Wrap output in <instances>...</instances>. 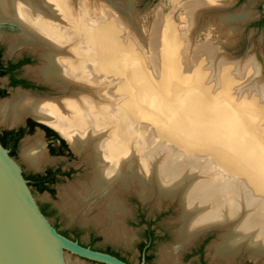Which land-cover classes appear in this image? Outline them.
Returning a JSON list of instances; mask_svg holds the SVG:
<instances>
[{
    "label": "bare ground",
    "instance_id": "1",
    "mask_svg": "<svg viewBox=\"0 0 264 264\" xmlns=\"http://www.w3.org/2000/svg\"><path fill=\"white\" fill-rule=\"evenodd\" d=\"M230 2L172 0L191 44L184 56L187 46L171 14L159 11L145 37L132 0H0V17L20 26L13 42L45 48L42 76L72 91L62 103L29 104L91 163L81 193L60 192L61 207L73 214L98 207L103 232L127 237L118 223L127 213L128 184L158 205L178 195L180 248L215 228L222 233L211 245L213 264L241 256L264 264V143H257L264 140V75L254 60L229 61L208 41L191 38L201 11L210 21L242 28L250 12L222 13ZM231 87L241 96L229 98ZM167 261L176 264L174 256Z\"/></svg>",
    "mask_w": 264,
    "mask_h": 264
},
{
    "label": "rangeland",
    "instance_id": "2",
    "mask_svg": "<svg viewBox=\"0 0 264 264\" xmlns=\"http://www.w3.org/2000/svg\"><path fill=\"white\" fill-rule=\"evenodd\" d=\"M132 1L134 5V18L136 22H140L142 24L143 31H145V37L148 36L151 24L153 23L155 16L159 11H161L163 15L171 14L172 22H174V25L176 23V26L174 27L176 31L178 30L177 33L179 32V35L184 32V29H186V22H183L184 20L181 18L182 10L179 7L174 8L172 5V0ZM242 8L244 10H241ZM235 11H249L250 15L252 16L251 18L255 16V19H253L246 25H243L245 23L242 22V28L241 26L238 28L237 25V28L233 29V27H230L231 25L225 26L220 21H210L208 15L203 14V12L201 11V14L197 20L198 23L196 25V28L194 31H192L191 38L193 39L194 44L208 41L209 43H211V45L216 47L221 55H225V57L229 61L237 60L242 64H247L249 61L254 60V62L262 72L258 73V76L263 77L264 53L262 52L261 44H264V0H236L231 6L227 7L226 10H221L222 13H233ZM177 26L179 28H177ZM180 31L183 32L181 33ZM183 34L182 36H180L181 40L183 39L184 41V43H182L187 46V50H185L183 46L181 52L184 56H186L190 55L192 51L190 50L191 44H188L186 42V37L183 38ZM189 50L191 51V53ZM189 63L192 64V62ZM209 80L213 81L214 83L217 81L214 77L210 78ZM206 83L210 84L207 81ZM234 89L235 87H231L228 91L229 94L227 96L229 98H231V95L235 96V94H238V92H236L237 89ZM43 92L50 95V97L61 99L70 95V92L68 93L67 91L62 92L61 94H57L59 93L57 89L47 87L43 89ZM246 94L247 92L244 91L242 93V96H246ZM237 96L240 97L241 95ZM212 97H214V94ZM198 111L200 112V110ZM263 141L264 140L258 139L257 143L262 146L264 143ZM82 160L83 157L82 159L79 156L78 158L71 157L70 162L77 164L75 166L76 169L75 171H73V174L69 178L62 180L60 184H58V186L56 187L57 196L60 194V192L64 195V190L65 188H68V186L87 179V173L85 171L86 166ZM139 170V173L144 177L145 172L140 168ZM137 190L141 191V193H146V191L142 188H137ZM34 195L36 200L45 204V201L47 200L46 193H35ZM49 202L51 203V208H53L54 211L52 212L50 209H48V216L50 221L55 224L58 229L69 233L71 237L77 238L85 245L91 244L95 248L111 250L113 253L118 254L121 258L130 262L131 264H142V248L147 241L146 231L147 227L149 226V233L152 231L154 234V238L152 245L145 249V264H164V262L162 261L164 253H169L170 255L174 254L179 258L182 264H199L200 254L198 253L197 249L200 245H203L202 254L205 264H213L211 262V259L207 256L206 248L211 242L216 241L219 235L222 233V231L219 229L217 231H205V233L200 234V236L197 238V245L193 247L192 251H179L175 243L176 238L174 239L173 235V231L175 229L177 231L181 227L179 221H177L180 215L178 212V205L175 201H164L160 202L158 205L155 203V201L142 203L137 199L135 195L126 196L124 203L125 207L129 209V212L128 214H126L124 219L122 218L119 226L123 225V228L128 230L129 235L127 237H117L114 235L108 236L106 235V233H103L102 227L100 225H97V223H95V221L92 219L98 211L97 207L89 210L86 214H81L80 212L73 214L70 208L68 211V209H65L59 205L61 202L60 197H54ZM85 204L86 206H89L91 204V201L89 200L84 203V205ZM177 224H179L178 227ZM67 256L72 261L79 260L80 263L83 264H94L82 261L68 253ZM232 264L263 263H257L252 261L247 256H241Z\"/></svg>",
    "mask_w": 264,
    "mask_h": 264
},
{
    "label": "flooded vegetation",
    "instance_id": "3",
    "mask_svg": "<svg viewBox=\"0 0 264 264\" xmlns=\"http://www.w3.org/2000/svg\"><path fill=\"white\" fill-rule=\"evenodd\" d=\"M230 1V4L228 6H223L222 10H226V8L231 6L236 0ZM241 10L244 9L242 8ZM251 17L252 16L250 15V18ZM20 31V26L17 22L0 17V143L5 149L8 150L11 157H13L20 165L23 177L25 178L33 196L35 197V193L47 194V200L45 201V204L41 203L38 200H36V202L40 210L49 219L48 209H50L52 212L54 211V209L51 208L52 205L49 201L54 197H60V199L62 200L60 194V196L56 195V187L62 180L69 178L73 174V171H75L76 169L75 166L77 164L70 162L71 157L78 158L79 156L82 159L83 153L78 154L75 151L76 148L72 146L71 142L60 132V130L56 126L49 123V121L44 120L42 116H38L39 112L37 113L34 109H31L32 107L30 108L29 104L38 102H55L57 104L62 103V100L64 98H54L50 97V95L48 94H45L43 92V89H45L46 87L57 89L59 92L57 94H61V91H68V93L70 92L71 94L72 91L71 89L66 90L62 84H57L52 81L50 82L49 78H46V76L44 75L42 76L41 71L46 63V58L44 55L47 50L35 44H27L23 42L22 44L17 42L14 43L13 39L18 36ZM9 101L13 103H9ZM2 104H5V106L10 104L11 106H14L12 107L13 109H11V111L9 110L11 106H6L4 110L5 112H3L1 108ZM6 108L8 109V111H6ZM84 156L86 155L84 154ZM86 163L89 162L86 161ZM89 164L88 166H90ZM89 168H91L92 170L91 166ZM91 170L87 171V173L89 172L87 176L88 180L86 179V182L82 180L81 184L89 182L88 177L91 173ZM79 183L80 182L68 186V188H65L64 193L68 191V195L70 196L73 193L74 196L77 193H81V188H79L78 186ZM76 186L77 188L75 189L77 190V192L76 190H69V187ZM123 205L125 206L124 201ZM125 210H127V213L129 212V209L127 207ZM72 211L73 210H71V212ZM98 212L99 210L97 211V213ZM127 213H125V215ZM96 214L95 216H93V220L95 221V223H97V225H100L102 227V230H104V223H100V221H98ZM124 216L122 218H124ZM50 223L60 233L73 240H77L81 245L89 246L92 249L104 251L121 258L118 254L113 253L111 250L95 248L91 244L85 245L77 238L71 237L69 233L58 229V227H56V225L51 221ZM119 223L118 226L120 225ZM121 228L124 229L123 225ZM146 232L147 241L142 248V264L146 263L145 249L152 245L154 238L153 232L149 233L148 227ZM199 235L197 237L191 238V240L189 239V241L185 244L186 246L184 245V247L182 248L178 246L179 244H176L177 249L179 251H192L193 247L197 245L196 242ZM109 236L113 235L111 234ZM218 240L219 237L217 241ZM213 243L211 242L206 248L207 256L211 259V262L213 261L211 255L213 254V250L211 249V245ZM202 247L203 245H200L197 249L198 253L200 254L199 264H205L202 254ZM173 256L176 264H182L178 257H176L174 254ZM173 256L169 253H164L162 261L164 262V264H169L167 260H172ZM126 262L128 264H131L128 261ZM258 262H262V260L257 261V263Z\"/></svg>",
    "mask_w": 264,
    "mask_h": 264
},
{
    "label": "water",
    "instance_id": "4",
    "mask_svg": "<svg viewBox=\"0 0 264 264\" xmlns=\"http://www.w3.org/2000/svg\"><path fill=\"white\" fill-rule=\"evenodd\" d=\"M253 19L255 16L246 20V24ZM85 166L87 173L91 168L87 164ZM138 168L134 165L133 170L143 178ZM126 173L129 177L132 175L131 172ZM144 178L149 179V176L145 174ZM129 185L127 187L130 188ZM127 187L124 189V199L126 196L135 195L142 203L154 202L153 195L144 201ZM107 192L105 188L100 196ZM163 199L175 201L179 215L181 214L178 195ZM217 230L212 228L207 231ZM173 235L175 239L176 229ZM67 253L94 264H128L115 255L81 245L77 240L60 233L40 210L23 177L20 165L0 143V264H68Z\"/></svg>",
    "mask_w": 264,
    "mask_h": 264
},
{
    "label": "trees",
    "instance_id": "5",
    "mask_svg": "<svg viewBox=\"0 0 264 264\" xmlns=\"http://www.w3.org/2000/svg\"><path fill=\"white\" fill-rule=\"evenodd\" d=\"M149 228H150V226L148 227V230L150 231V229H149ZM151 232H152V231H151Z\"/></svg>",
    "mask_w": 264,
    "mask_h": 264
}]
</instances>
